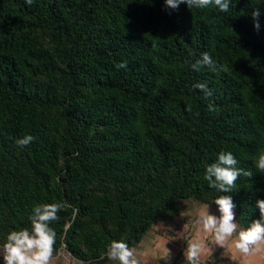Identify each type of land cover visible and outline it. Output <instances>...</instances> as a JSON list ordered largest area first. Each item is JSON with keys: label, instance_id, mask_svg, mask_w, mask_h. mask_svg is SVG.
I'll use <instances>...</instances> for the list:
<instances>
[{"label": "trees", "instance_id": "obj_1", "mask_svg": "<svg viewBox=\"0 0 264 264\" xmlns=\"http://www.w3.org/2000/svg\"><path fill=\"white\" fill-rule=\"evenodd\" d=\"M205 52L215 70H194ZM25 136L34 139L21 147ZM221 151L253 173L231 193L204 179ZM261 153L264 0H231L228 12L0 0V245L51 203L66 206L50 225L55 249L88 264H106L113 240L136 246L183 200L231 195L245 229L260 219Z\"/></svg>", "mask_w": 264, "mask_h": 264}, {"label": "clouds", "instance_id": "obj_2", "mask_svg": "<svg viewBox=\"0 0 264 264\" xmlns=\"http://www.w3.org/2000/svg\"><path fill=\"white\" fill-rule=\"evenodd\" d=\"M32 2L33 0H26L29 5ZM230 3L231 0H165L166 6L173 10L184 4L188 9L214 6L221 12H228ZM251 15L253 27L259 31L260 10L255 8ZM125 66L126 62L119 65V67ZM201 66L215 70V61L207 52L192 64V68L196 71H199ZM194 87L200 88L205 95H211L205 84H197ZM33 139L32 136H25L17 140V144L23 147ZM237 164L238 161L231 152L221 151L217 160L206 167L204 179L208 181L209 187L222 193H231L236 188V181L241 175L246 177L253 175L250 170L238 168ZM255 167L258 172L264 173V153L259 154ZM213 202L217 206L219 215L210 213L209 204L203 205L194 222L199 231L210 235L214 245L221 248L228 246L231 240V246L244 256L264 250V200L257 201L260 219L252 221L245 229H240L236 222L234 211L236 206L231 195H220ZM65 207L62 203L36 205L30 216L31 227L11 231L7 235L6 242L0 246V258L3 264H52L57 233L50 225L59 220L58 213ZM65 227L67 228V225ZM233 237L235 239H232ZM210 252L212 249L202 240L190 241L184 254L186 264H201V257ZM106 255L108 260L118 264H140L134 249L122 239L113 240L107 248Z\"/></svg>", "mask_w": 264, "mask_h": 264}, {"label": "rangeland", "instance_id": "obj_3", "mask_svg": "<svg viewBox=\"0 0 264 264\" xmlns=\"http://www.w3.org/2000/svg\"><path fill=\"white\" fill-rule=\"evenodd\" d=\"M205 204H209L210 213L219 215L213 201L204 203L183 200L179 203V215L154 225L132 248L140 264H186L184 254L188 243L193 240H202L208 248L212 249V252L201 257V264H264V250L254 255L244 256L231 246V240L228 246L221 248L214 245L210 235L199 231L194 222ZM52 264L88 263L72 258L63 248H57ZM106 264H118V262L109 260Z\"/></svg>", "mask_w": 264, "mask_h": 264}, {"label": "built area", "instance_id": "obj_4", "mask_svg": "<svg viewBox=\"0 0 264 264\" xmlns=\"http://www.w3.org/2000/svg\"><path fill=\"white\" fill-rule=\"evenodd\" d=\"M0 246H2V245H0ZM0 264H3L2 258H0ZM175 264H178V263H175Z\"/></svg>", "mask_w": 264, "mask_h": 264}, {"label": "crops", "instance_id": "obj_5", "mask_svg": "<svg viewBox=\"0 0 264 264\" xmlns=\"http://www.w3.org/2000/svg\"><path fill=\"white\" fill-rule=\"evenodd\" d=\"M148 233V232H147Z\"/></svg>", "mask_w": 264, "mask_h": 264}]
</instances>
